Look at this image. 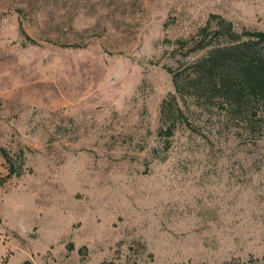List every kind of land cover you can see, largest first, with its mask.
<instances>
[{"label": "rangeland", "instance_id": "1", "mask_svg": "<svg viewBox=\"0 0 264 264\" xmlns=\"http://www.w3.org/2000/svg\"><path fill=\"white\" fill-rule=\"evenodd\" d=\"M252 31L264 0H0V264L264 263Z\"/></svg>", "mask_w": 264, "mask_h": 264}, {"label": "trees", "instance_id": "2", "mask_svg": "<svg viewBox=\"0 0 264 264\" xmlns=\"http://www.w3.org/2000/svg\"><path fill=\"white\" fill-rule=\"evenodd\" d=\"M247 36H248V40H251L253 42L256 43H260L262 45H264V32L262 31H252V32H246ZM242 42V41H241ZM248 42V41H247ZM243 44V43H242ZM241 45H235L232 48H237L242 46ZM230 49L229 46H223V47H217L214 52L215 53H220V55L222 54V52H226ZM238 53L240 54L241 52H246L243 49L242 50H237ZM213 53V51H209V55ZM226 55V54H225ZM209 56L204 57L203 60L200 61V67L199 70L197 69L195 72L196 76H200L201 74L199 72H202V69L205 70H212L213 65L212 62L209 59ZM232 57L229 59L224 56V58L222 57L220 60L223 62V65L226 61H231ZM262 55H256V54H252V55H246V54H240V56L238 55V57L234 60V62H236V67H239V69L237 70V75H239L238 78H236L234 80V85L237 88H241L244 86V84L250 88V90L253 93H262L264 94V61L262 60ZM201 69V70H200ZM240 90H237V92ZM221 264H264L261 262H254L252 261V259H249L247 261L244 262H239L236 260H229V261H225Z\"/></svg>", "mask_w": 264, "mask_h": 264}]
</instances>
